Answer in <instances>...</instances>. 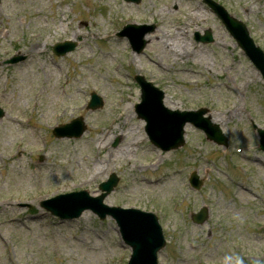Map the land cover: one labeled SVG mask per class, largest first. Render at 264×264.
<instances>
[{"label": "rangeland", "instance_id": "1", "mask_svg": "<svg viewBox=\"0 0 264 264\" xmlns=\"http://www.w3.org/2000/svg\"><path fill=\"white\" fill-rule=\"evenodd\" d=\"M212 1L264 53V0ZM125 25L152 28L140 54L117 36ZM205 31L213 42H195ZM64 42L75 48L58 57ZM12 56L25 60L6 64ZM136 75L172 113L205 110L226 146L190 124L177 150L150 144ZM0 113V264H126L111 218L60 221L42 206L74 191L98 196L112 174L105 205L158 217V264H264V79L202 0H0ZM76 119L78 138L52 134Z\"/></svg>", "mask_w": 264, "mask_h": 264}, {"label": "water", "instance_id": "2", "mask_svg": "<svg viewBox=\"0 0 264 264\" xmlns=\"http://www.w3.org/2000/svg\"><path fill=\"white\" fill-rule=\"evenodd\" d=\"M127 1L139 2V0ZM203 1L217 15L229 34L236 40L246 56L253 62L264 77V55L254 47L251 39L248 37L245 27L236 20L230 18L224 9L213 1ZM126 30H132V27H127L125 31ZM146 32L141 33L139 37H137L138 39L131 38V46L134 50L141 51L143 49L146 41L141 39V37L144 36ZM195 39L200 42L212 41L209 32H206L203 37H199V35L196 34ZM73 47L72 44L65 45L58 55L72 50ZM137 80L142 91V103L137 107V113L139 117L146 121V132L150 142L154 146L162 151L179 148L184 142L182 137L183 126L186 123H191L196 128L202 130L206 134L208 140L217 145H225V140L218 127L213 125L209 118L205 119L203 117L205 110L189 113L176 112L173 114L162 107L161 99L163 96L161 92L153 88L151 84L145 83L142 78H137ZM90 106L92 108L99 107V100L93 98ZM66 130L64 132H59L58 135L72 137L78 136L82 132L78 123H73L66 128ZM261 136L260 147L261 150L264 151V134L261 133ZM115 185L116 180L114 179L103 184L100 189L105 193L101 194L97 199H89L85 194L66 195L47 201L45 208L61 219L77 217L85 209L94 211L101 219H104L107 214L112 216L120 228L122 238L133 249V255L129 264H155V253L163 246V241L155 218L151 215L134 210H107L105 207L101 206L102 200L110 193Z\"/></svg>", "mask_w": 264, "mask_h": 264}, {"label": "bare ground", "instance_id": "3", "mask_svg": "<svg viewBox=\"0 0 264 264\" xmlns=\"http://www.w3.org/2000/svg\"><path fill=\"white\" fill-rule=\"evenodd\" d=\"M126 113H128V115H130V113L128 112V110H126ZM128 115H127V118H128ZM229 115L231 116V114L229 113ZM233 115L235 116V117H237L238 116V110H237V108L235 107V109L233 110ZM126 117V116H125ZM234 118V117H233ZM122 124V123H121ZM110 133H113V132H110ZM106 134H102V138H104L103 140H106L107 138H106ZM100 137V138H101ZM106 138V139H105Z\"/></svg>", "mask_w": 264, "mask_h": 264}]
</instances>
